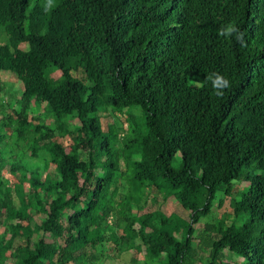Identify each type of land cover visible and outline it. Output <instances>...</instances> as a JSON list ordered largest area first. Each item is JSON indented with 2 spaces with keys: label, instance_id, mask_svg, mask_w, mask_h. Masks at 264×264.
I'll return each mask as SVG.
<instances>
[{
  "label": "trees",
  "instance_id": "trees-1",
  "mask_svg": "<svg viewBox=\"0 0 264 264\" xmlns=\"http://www.w3.org/2000/svg\"><path fill=\"white\" fill-rule=\"evenodd\" d=\"M0 30V264H264V0H0Z\"/></svg>",
  "mask_w": 264,
  "mask_h": 264
},
{
  "label": "rangeland",
  "instance_id": "rangeland-1",
  "mask_svg": "<svg viewBox=\"0 0 264 264\" xmlns=\"http://www.w3.org/2000/svg\"><path fill=\"white\" fill-rule=\"evenodd\" d=\"M2 29V28H1ZM3 30H0V32ZM6 42V38L4 34L0 33V44ZM27 44H22V47H26ZM55 71V70H54ZM3 75V79L6 82V88L4 90V96L6 100H10L11 98H13V95H16L18 91H20L23 87L21 80L17 77V75L15 73H8V72H2ZM51 76H53L52 73H50ZM44 107V106H43ZM43 107L40 108V112L43 110ZM46 108V107H45ZM45 114H48V111L44 112ZM103 115L106 114V118H103L104 123L107 120L110 121H115L117 122L118 125L124 126L125 128H127V124H126V116L125 114L127 113V110L125 109L124 112H118L116 113V116H111L108 115V111L104 110ZM136 114H140V110L136 109L135 110ZM70 122L73 123H80L79 118H74V119H70L68 120ZM2 129H0L1 131ZM127 130V129H126ZM122 135V133H121ZM22 159V156L19 157V160ZM34 160H37L34 158ZM41 163L43 162L42 159H38ZM22 161V160H21ZM25 162V161H24ZM181 156L180 155H176V157L173 159V164L176 167H179L181 165ZM29 163H27L28 165ZM33 164V163H32ZM36 164V163H35ZM121 166L122 168L124 167V162L123 160H121ZM8 176H10V174H7ZM132 176V172L131 171H126L123 175V177L125 179H129ZM12 177V175L10 176ZM236 186V190H242L248 187V182H235ZM140 205H142V209H138L135 208V211H139V213L143 212L144 210L147 209H161L163 211H165L166 213H171V212H177L182 216L188 217V211L182 206V204L179 202V200H177L175 197H168V198H164L163 194H158L155 191H152V193H150L147 198H143V200L139 203ZM230 199L226 200L224 206L220 207L219 206V201L216 200L214 208H213V213L211 217H215V218H219L221 217V214L223 213L224 210H230ZM209 217H204L201 222L197 223L195 226L198 229H202L204 227V224L206 223V221H208L210 219ZM37 220H40V216L37 217ZM137 227L139 226L138 224L136 225ZM198 238L195 239V245L198 242ZM110 247V246H109ZM109 252H113V248L110 247L109 248ZM131 256H132V252L131 251H123L122 254L118 257H113V258H108L107 261L104 264H135L132 262L131 260ZM136 264H144V261H142V259H140L138 261V263ZM156 264V263H155Z\"/></svg>",
  "mask_w": 264,
  "mask_h": 264
},
{
  "label": "clouds",
  "instance_id": "clouds-1",
  "mask_svg": "<svg viewBox=\"0 0 264 264\" xmlns=\"http://www.w3.org/2000/svg\"><path fill=\"white\" fill-rule=\"evenodd\" d=\"M221 33L226 36L235 35L237 39L242 35V33L239 31L238 26L232 23L222 25ZM207 76L212 89L216 92L217 95H223L224 90L227 89L231 84L230 79L226 75L218 71L208 73Z\"/></svg>",
  "mask_w": 264,
  "mask_h": 264
}]
</instances>
